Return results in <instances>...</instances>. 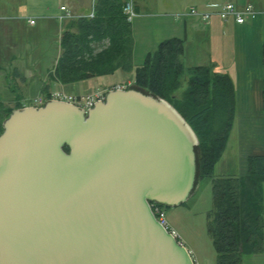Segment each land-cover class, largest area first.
Masks as SVG:
<instances>
[{
    "label": "water",
    "instance_id": "1",
    "mask_svg": "<svg viewBox=\"0 0 264 264\" xmlns=\"http://www.w3.org/2000/svg\"><path fill=\"white\" fill-rule=\"evenodd\" d=\"M2 130L0 264H195L150 208L184 205L200 180L197 136L166 100L133 86L86 112L47 100Z\"/></svg>",
    "mask_w": 264,
    "mask_h": 264
},
{
    "label": "trees",
    "instance_id": "2",
    "mask_svg": "<svg viewBox=\"0 0 264 264\" xmlns=\"http://www.w3.org/2000/svg\"><path fill=\"white\" fill-rule=\"evenodd\" d=\"M125 1L96 0L92 18L80 17L67 23L59 40L61 55L52 74L55 81L67 85L112 75L117 70L132 71L133 39L123 13ZM182 54L181 39L160 42L135 70L133 87L166 100L194 131L200 180L209 178L212 183L208 234L216 264H241L243 257L263 250L264 144L263 154L247 157L243 175L214 177V167L225 151L236 114L234 85L228 75L209 67L185 68ZM260 65L264 127V44ZM183 83L185 88L181 89ZM21 107L17 104L15 109ZM13 110L0 103V134L2 122Z\"/></svg>",
    "mask_w": 264,
    "mask_h": 264
},
{
    "label": "rangeland",
    "instance_id": "3",
    "mask_svg": "<svg viewBox=\"0 0 264 264\" xmlns=\"http://www.w3.org/2000/svg\"><path fill=\"white\" fill-rule=\"evenodd\" d=\"M61 1L64 2V0ZM66 1L68 2V0ZM85 1L87 0H84V2ZM135 2L136 4L141 5L142 8H140V11L144 12L141 13L143 14L142 16H137L133 19L130 25L132 39L136 45L135 58L136 61H139L138 58H144V56L148 54V48L150 46L166 38L165 36L169 34L166 33L167 30L170 32L172 26L175 27L174 25L176 23L182 25L183 22H178V20H175L174 16H161L164 15V13H161L162 11L160 9L156 11L157 13H154V9L151 10L150 8L149 0H135ZM58 3V0H0V8L2 5L8 6L11 10L10 15L15 18L17 17L16 10L19 6L27 5L29 9L35 11L46 9L49 6L54 7V5H57ZM147 12L153 14H148ZM59 25L60 24L57 22L55 30V26L49 25L46 27L43 24V21H37L39 32L37 34V39L35 38V40L39 41V51L32 55V58L36 60L34 62L36 64L35 68L33 67L32 62H21L14 59L15 57H19L20 53L25 50V41L27 38L26 33L21 29L17 20L6 21L3 26H0V66L4 68V72L2 71V75L0 74V103L5 107L15 109L17 104H20L22 107L36 106L35 100L39 96H37L34 90L22 93L20 90V82H18L16 78L13 79L11 75L6 79L4 78V75L6 76L7 73L11 74L18 70L29 80L28 76L29 72H31L35 75L33 81L36 82L38 79L37 76L40 80L47 74V72H51L55 61L60 55L58 29L63 32L65 28L62 24L60 27ZM198 27H200L199 30H201L199 31V34H192L187 43L186 58L189 59V61H196L199 56H202L204 53L212 54L214 61L216 59L220 64V69L215 70L220 72V74H223L221 73L223 72L222 69H230L233 84L237 86L238 78L235 76L236 65L234 67L236 62V43L233 32L231 30H225L222 36H217L216 39H211L212 43H210L207 39L208 33L204 32L200 25H198ZM261 36L264 37V28L261 31ZM30 48H32L31 44ZM35 48L38 49L37 46H35ZM187 62L188 60H186V63ZM253 71L257 72L255 65L253 66ZM228 72L229 71H226L225 74H228ZM104 80L115 85L123 80H131V78L128 74L124 75L119 73L113 77H107L103 79V81ZM36 85L38 86V84ZM104 86L106 85H103L102 87ZM94 87L95 85L91 86L90 89H94ZM184 88L185 83H183L181 89ZM66 91L70 90L66 88ZM81 94L82 92H72L73 96H85ZM261 118L262 117H260L259 113L258 119L260 122ZM263 134L259 131L260 139H258L257 142L260 143V146H254V151L250 152L251 154L249 153V156L263 154V152H260L263 150ZM241 137L242 132H240L238 127L236 111L226 150L225 153H223V157L219 160V163H216L214 177H239L244 174L245 167L243 170H240L239 168L240 153L244 149L241 145ZM212 208V183L209 178H204L199 180L194 194L184 205L164 209L169 226L174 228L180 234L184 241L185 248L190 251L195 264H216V253L212 240L208 234V227L211 222L209 215L211 214ZM262 216L264 223V210ZM241 264L264 263L262 260L255 259L252 256H245L243 257Z\"/></svg>",
    "mask_w": 264,
    "mask_h": 264
},
{
    "label": "crops",
    "instance_id": "4",
    "mask_svg": "<svg viewBox=\"0 0 264 264\" xmlns=\"http://www.w3.org/2000/svg\"><path fill=\"white\" fill-rule=\"evenodd\" d=\"M59 3L57 5H54L53 9L52 7H47L46 9L42 10H32L27 7V5L19 6L16 10L17 17L13 18L10 13L11 10L8 6L2 5L0 8V26L4 25V22L11 21V20H17L18 24L21 26V29L26 33V46L25 50L20 53L19 57H15V60H19L21 62H32L33 67H36V64L34 63L36 60L32 58V55L35 54L37 51H39V41L35 40L37 39V34L39 32V29L37 27V21L41 20L43 21V24L47 27L49 25L55 26V30L57 27V22L63 27L67 25V23L72 20H64L59 21V17L63 13L61 11V7H65L67 11L74 17L73 19H77L80 17H87L91 11L93 10L94 4L96 0H87L84 2V0H64L62 2L61 0H58ZM226 1H229L233 3L237 8L241 9L245 7L247 4L252 5L254 9L259 13V16L250 22L245 23L244 25H237L232 20L223 23L218 18H213L208 24H202L194 19L186 18L178 20L183 22L182 25H178L177 23L174 25L175 27H171V31L168 30L164 38V40H168L171 38H178L183 41V54L181 57V62L184 65L185 68H193V67H209L214 72L220 73L216 71L215 69H220V64L218 60L213 59L212 54L204 53L202 56L200 55L199 58L196 61H189V59L186 58V46L190 39V36L192 34H199L200 27L201 29L208 33V41L212 43L211 39H216L217 36H222L225 32V30H231L235 37V45H236V62L234 64L235 68V76L238 78V84L235 86V97H236V111H237V122L238 127L240 129V132H242L241 137V145L242 148H244L240 153V161H239V168L240 170H243L245 167V162L247 157L249 156V153L254 151V146H260V143L257 142L258 139H260L259 131L261 134H263V120L261 118V122L258 119V114L260 113V117H262V110H263V101H262V81H261V65H260V52L262 45L264 44V37L261 36V31L264 28V0H149L150 8L153 10L154 13H157L158 9H160L164 13V15L161 16H174L179 15L182 13H185L189 8L195 7L199 10H206L209 5L213 4H221ZM133 3H135V11L137 13V16H142L144 12H141L140 4H136L135 0H133ZM163 4V5H162ZM86 5V6H85ZM162 5V6H161ZM145 11V10H144ZM148 14H153L150 12H147ZM160 13V14H161ZM146 15V14H145ZM34 20L35 24L33 26L28 24V20ZM176 20V19H175ZM215 20V21H214ZM216 22V23H215ZM3 24V25H1ZM59 25V27H60ZM131 25V23H130ZM59 33V40L62 33V30L58 29ZM132 32V31H131ZM132 34V33H131ZM33 37V38H30ZM58 40L59 48L60 43ZM162 40V41H164ZM161 40L159 42L154 43L152 46L148 48L149 53H152L156 50L157 46L159 45ZM30 44L32 45V48H30ZM35 46L38 47L35 48ZM155 47V48H153ZM153 49V50H152ZM135 52H136V45L133 41V47H132V71L129 73H125L121 70H117L112 75L107 76H101V77H95L90 78L85 81L76 82L73 84H67L62 85L59 82L55 81L52 77L53 69L57 63L58 58L61 55V48H60V55L55 61L54 67L51 70V72H47L46 75H44L40 80L37 76L36 82L33 81L35 78V75H33L31 72H29V80L24 76V74L18 70L12 72L11 74L7 73V75H4V78H8L10 75L13 79H17L18 82H20V90L22 93H27V91H33L37 94V96H50L51 93L58 92V91H64L68 95H72V92H82L81 95H85L82 97L89 96L93 94L95 91L98 90H110L113 89L116 86L124 85V84H130L131 86L134 85V72L137 68H139L146 56L144 58H138L139 61H136L135 58ZM252 58H251V56ZM255 55V56H254ZM1 59V58H0ZM186 60L188 62L186 63ZM256 66L257 72L253 71V66ZM222 69V68H221ZM2 71L4 72V68L0 66V74L2 75ZM223 74H225L226 71H229L228 75L230 79L233 82L232 75L230 74V69H222ZM128 74L131 78V80H123L122 82L118 84H110L107 81H103V79L107 77H113L117 74ZM125 81V82H124ZM38 84V86L36 85ZM95 85L93 91L90 89L91 86ZM103 85H106L102 87ZM66 88L70 91H66ZM73 96V95H72ZM75 96V95H74ZM75 97H81L80 95H77ZM21 99V98H20ZM28 107V106H24ZM236 115V114H235ZM252 149V150H251ZM226 150V148H225ZM259 151V150H258ZM260 152H263L261 150ZM225 153V151H224ZM251 154V153H250ZM224 155V154H223ZM222 155V157H223ZM219 163V161L217 162ZM216 169V165L214 167V171ZM243 175V174H242ZM190 253V251H189ZM255 259L262 260L264 263V245L263 250L261 253L257 255L252 256Z\"/></svg>",
    "mask_w": 264,
    "mask_h": 264
},
{
    "label": "built area",
    "instance_id": "5",
    "mask_svg": "<svg viewBox=\"0 0 264 264\" xmlns=\"http://www.w3.org/2000/svg\"><path fill=\"white\" fill-rule=\"evenodd\" d=\"M61 11L63 12L61 16L58 18L59 21L70 20L74 17L67 11L65 7H61ZM123 13L126 17V21L131 23L133 19L137 17L135 12L133 0H126ZM93 10L87 16V18L93 17ZM259 16V13L254 9L252 5H246L245 7L239 9L233 3L226 1L221 4H213L209 5L206 10H199L195 7L189 8L185 13L174 15L176 20L191 18L202 24H208L211 19L218 18L221 22L226 23L232 20L237 25H244L247 22L255 20ZM28 24L33 26L35 24L34 20H28ZM130 84H124L120 86H116L113 89H127L130 87ZM107 90H98L93 94L86 97H75L72 95H68L64 91H58L51 93L48 97L40 96L35 100L36 106H41L47 100H58L61 102H65L68 104H72L77 106L78 108L84 110L85 112L92 109V107L99 101H104L105 93ZM150 208L155 216L157 222L173 237L176 243L179 246L185 247L184 241L181 238L180 234L171 226L166 218V214L164 208L160 207V205L150 203Z\"/></svg>",
    "mask_w": 264,
    "mask_h": 264
}]
</instances>
